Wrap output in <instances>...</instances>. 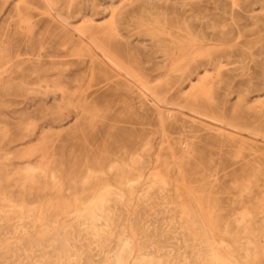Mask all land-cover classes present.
Returning a JSON list of instances; mask_svg holds the SVG:
<instances>
[{"label": "rangeland", "instance_id": "374dc122", "mask_svg": "<svg viewBox=\"0 0 264 264\" xmlns=\"http://www.w3.org/2000/svg\"><path fill=\"white\" fill-rule=\"evenodd\" d=\"M0 264H264V0H0Z\"/></svg>", "mask_w": 264, "mask_h": 264}, {"label": "bare ground", "instance_id": "6f19581e", "mask_svg": "<svg viewBox=\"0 0 264 264\" xmlns=\"http://www.w3.org/2000/svg\"><path fill=\"white\" fill-rule=\"evenodd\" d=\"M60 19V18H59ZM62 20V19H61ZM25 28H26V26H25ZM85 39V38H84ZM88 39V38H87ZM91 39V38H90ZM94 42V41H93ZM97 45V44H96ZM95 45V46H96ZM96 49V48H95ZM110 60V59H109ZM116 61V60H115ZM109 62V61H108ZM113 62V61H112ZM115 65H117L116 63H115ZM118 66V65H117ZM123 70V69H122ZM127 73V72H126ZM136 79V78H135ZM143 89V88H142ZM146 92V91H145ZM155 104V103H154ZM164 128V127H163ZM247 133V132H246ZM239 134H241V133H239ZM204 214V213H203Z\"/></svg>", "mask_w": 264, "mask_h": 264}]
</instances>
